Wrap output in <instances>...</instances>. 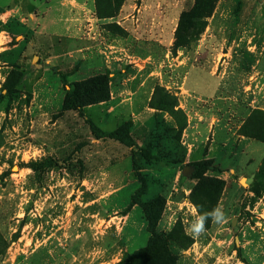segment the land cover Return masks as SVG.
<instances>
[{
    "label": "rangeland",
    "instance_id": "1",
    "mask_svg": "<svg viewBox=\"0 0 264 264\" xmlns=\"http://www.w3.org/2000/svg\"><path fill=\"white\" fill-rule=\"evenodd\" d=\"M87 2L0 0V264H127L160 200L177 264H264V0ZM98 74L109 99L64 112Z\"/></svg>",
    "mask_w": 264,
    "mask_h": 264
},
{
    "label": "trees",
    "instance_id": "2",
    "mask_svg": "<svg viewBox=\"0 0 264 264\" xmlns=\"http://www.w3.org/2000/svg\"><path fill=\"white\" fill-rule=\"evenodd\" d=\"M125 0H96V7L98 15L101 18L112 17L111 13L105 12L103 4L110 5L114 2L118 5H122ZM104 8V9H103ZM108 76L106 74H98L88 78L87 80L75 82L72 84L71 88L67 89L62 110L64 112L76 111L83 115V110L109 99V84ZM10 93V90H8ZM175 106L169 105V102L164 101L161 105L158 106V109L171 111ZM90 128L97 138H110L121 142L122 144L128 147H135L136 141L134 137L129 133L127 129H120L111 133H101L97 131L95 125L90 122ZM134 170L138 172L139 165L138 159L134 157ZM49 168H55L58 166L57 162L47 161L45 163ZM38 163H33L32 167L35 172H39ZM143 187L140 191V195L146 194V182L142 179ZM156 203V202H155ZM155 203L145 204V210L149 222V231L151 233V238L148 242L146 248L129 255L126 259L127 264H177V258L173 255L172 251L169 248L168 242L169 238L157 231V220L161 216L163 206L161 200L155 210ZM122 264V263H119Z\"/></svg>",
    "mask_w": 264,
    "mask_h": 264
},
{
    "label": "clouds",
    "instance_id": "3",
    "mask_svg": "<svg viewBox=\"0 0 264 264\" xmlns=\"http://www.w3.org/2000/svg\"><path fill=\"white\" fill-rule=\"evenodd\" d=\"M209 215L213 218L214 222H221L223 219V213L220 209H216L209 214L198 216L191 228L193 235L198 236L204 231L205 220Z\"/></svg>",
    "mask_w": 264,
    "mask_h": 264
},
{
    "label": "crops",
    "instance_id": "4",
    "mask_svg": "<svg viewBox=\"0 0 264 264\" xmlns=\"http://www.w3.org/2000/svg\"><path fill=\"white\" fill-rule=\"evenodd\" d=\"M87 1L88 0H61V4L63 5V9H67L68 11L71 10V12H76V14L78 11V13L80 14L82 12V9L87 6ZM92 1L94 0H91V2Z\"/></svg>",
    "mask_w": 264,
    "mask_h": 264
},
{
    "label": "water",
    "instance_id": "5",
    "mask_svg": "<svg viewBox=\"0 0 264 264\" xmlns=\"http://www.w3.org/2000/svg\"><path fill=\"white\" fill-rule=\"evenodd\" d=\"M185 172H187V173H190V172H192L191 170H186ZM242 184L244 185L245 183H243V181H242Z\"/></svg>",
    "mask_w": 264,
    "mask_h": 264
}]
</instances>
